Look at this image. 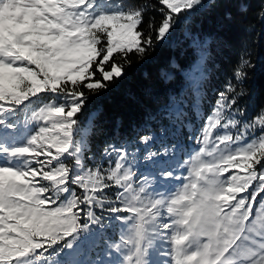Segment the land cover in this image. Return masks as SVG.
<instances>
[{
	"label": "snow or ice",
	"instance_id": "6c2138e0",
	"mask_svg": "<svg viewBox=\"0 0 264 264\" xmlns=\"http://www.w3.org/2000/svg\"><path fill=\"white\" fill-rule=\"evenodd\" d=\"M228 2L210 0L213 8ZM158 4V26L149 18L145 28V7L122 0H0V264H72L58 257L88 240L89 224L104 226L96 208L120 225L108 264H264V107L242 123L235 106L244 93L232 83L202 117L189 158L161 170L180 181L175 190L137 178L129 141L104 148L107 167L87 164L83 89L108 88L129 53L143 56L153 32L163 40L203 0ZM250 66L242 59L237 81ZM176 150L161 144L143 159L156 164ZM181 168L186 174L175 175Z\"/></svg>",
	"mask_w": 264,
	"mask_h": 264
},
{
	"label": "trees",
	"instance_id": "16d2710c",
	"mask_svg": "<svg viewBox=\"0 0 264 264\" xmlns=\"http://www.w3.org/2000/svg\"><path fill=\"white\" fill-rule=\"evenodd\" d=\"M122 2L145 7V28L149 18H154L158 26V0ZM241 2L246 4V11L240 10ZM261 9L264 0H233L215 8L210 0H203V6L176 18L166 39L155 40L153 32L154 43L143 56L129 53L130 63L125 65L124 75L108 88L97 92L83 89L88 99L79 119L92 129L87 138L88 166L99 161L107 167L101 154L108 145L124 141L135 145V139L140 142V136L154 133L162 138L158 139L161 144L179 147L178 153L167 156L170 162L161 170L176 165L197 148L194 138L205 122L202 117L211 113L218 94L229 83L238 93H244L235 106L243 109L244 115L236 114V118L242 123L251 121L264 107V19L258 16ZM225 12L231 13L230 20H225ZM242 59L249 60L251 66L246 69L247 79L240 82L234 72ZM196 61L203 74L193 78L190 76ZM181 145L186 148L180 149ZM95 212L104 225L94 241L100 250L107 242L119 241L120 228L105 209L96 208ZM85 220L82 216L81 221Z\"/></svg>",
	"mask_w": 264,
	"mask_h": 264
},
{
	"label": "rangeland",
	"instance_id": "374dc122",
	"mask_svg": "<svg viewBox=\"0 0 264 264\" xmlns=\"http://www.w3.org/2000/svg\"><path fill=\"white\" fill-rule=\"evenodd\" d=\"M166 37L164 39H166ZM195 63H196V66L193 67L194 72L192 76L190 77L198 78L200 77V74L202 72V67L198 64L197 61ZM198 134H199V131L197 132L195 136H197ZM154 137L156 140L154 139L153 143L150 145L141 144L140 142H137L138 139H135L134 140L135 145H131L128 148V151L130 153L132 152L136 153L137 159L135 162L134 170L137 172L138 177L140 175L148 176L149 179L154 182L152 186L157 188V190L160 192H164L166 189L175 190V187L179 186L180 181H176V180L170 181L168 178L162 177L160 175L161 168H163L164 165L170 162V161H167V160H170V158H168L167 156H161L157 158L158 162L156 164H153L149 161H145L143 159V156L148 148H151L152 150H157L161 146V143L158 141V139H160L158 135L154 133ZM194 140L196 141L195 138ZM183 147L186 148L184 145H181L180 149ZM178 152H179V147H177V150L175 153H178ZM188 158H189V155L185 156L183 160L177 159L178 160L177 163L178 162L182 163L184 160H187ZM129 159H132L131 155ZM175 166L176 165L169 167V170L171 168H174ZM182 173H184L183 168L178 169L175 172V175L179 176ZM159 185H162V186H159ZM84 222H87V220H85ZM100 227H101L100 224H96V225L89 224V231L85 233V235L88 236V240L80 244L79 246H77L75 249H64V251L60 254L58 259L62 261H70L72 262V264H108V262L114 259L117 254L115 253L114 249H111L109 247V245L112 244L110 242H107L106 245H104L100 250L96 248L94 241H96L97 233L101 229ZM119 228H120V225H119ZM53 259H57V257H53ZM152 259L158 260L159 257H157L155 253H153Z\"/></svg>",
	"mask_w": 264,
	"mask_h": 264
}]
</instances>
